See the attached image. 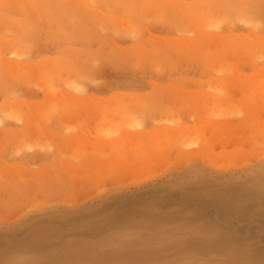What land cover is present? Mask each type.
Returning a JSON list of instances; mask_svg holds the SVG:
<instances>
[{
  "label": "rangeland",
  "instance_id": "1",
  "mask_svg": "<svg viewBox=\"0 0 264 264\" xmlns=\"http://www.w3.org/2000/svg\"><path fill=\"white\" fill-rule=\"evenodd\" d=\"M18 1L0 0V264L102 239L70 264H264V0ZM142 234L167 247L112 261Z\"/></svg>",
  "mask_w": 264,
  "mask_h": 264
},
{
  "label": "bare ground",
  "instance_id": "2",
  "mask_svg": "<svg viewBox=\"0 0 264 264\" xmlns=\"http://www.w3.org/2000/svg\"><path fill=\"white\" fill-rule=\"evenodd\" d=\"M160 1H162V0H160ZM17 2H19L18 0H17ZM56 2V1H55ZM122 3H123V1H121ZM63 3V2H62ZM116 3V2H115ZM117 3H119V2H117ZM121 3V4H122ZM159 3V2H158ZM24 3H22V4H20V5H23ZM40 4V3H39ZM38 4V5H39ZM42 4V3H41ZM120 4V3H119ZM119 5V6H122L123 8L126 6H124V3L122 4V5ZM54 5V4H53ZM118 5V4H117ZM129 5V4H128ZM133 5H135V3H134V1H133ZM166 5V4H165ZM25 6V5H24ZM34 6V5H33ZM36 6V5H35ZM55 6V5H54ZM58 6H60L59 4H58ZM72 6H74V5H72ZM132 5H130V7H131ZM47 7V6H46ZM53 7V6H52ZM52 7H50L51 9H52ZM75 7V6H74ZM127 7V6H126ZM165 7H167V6H165ZM172 7V6H171ZM174 8H175V6H173ZM177 7H178V5H177ZM180 7H184V6H181L180 5ZM179 7V8H180ZM75 8H77V7H75ZM132 9L131 10H133V7H131ZM158 8V7H157ZM201 8V7H200ZM37 9H39V8H37ZM41 9V8H40ZM130 9V8H129ZM140 9V8H139ZM168 9H169V7H168ZM202 9V8H201ZM23 10H24V8H23ZM140 10H142V9H140ZM145 10H147V9H145ZM159 10V9H158ZM157 10V11H158ZM163 10H164V7H163ZM170 10V9H169ZM182 10H185V9H182ZM36 11V10H35ZM40 11V10H39ZM39 11H37L38 12V14H39ZM45 11V10H44ZM155 12V13H158V12ZM47 12V11H46ZM57 12V11H56ZM41 13V12H40ZM51 13V12H50ZM53 13H54V11H53ZM134 13H137V12H134ZM160 13V12H159ZM166 13H168V11L166 12ZM257 13V12H256ZM138 14V13H137ZM46 15H48V13L46 14ZM53 15V14H52ZM65 15H68L67 13L65 14ZM135 15V14H134ZM176 15V14H175ZM179 15V12L177 13V16ZM199 15V14H198ZM257 15V14H256ZM37 16H39V15H37ZM41 16H42V14H41ZM47 17V16H46ZM45 17V18H46ZM49 17H51V16H49ZM49 17H48V19H49ZM54 17V16H53ZM141 17V16H140ZM183 17V16H182ZM195 18H199V17H197L196 15L194 16ZM177 18V17H176ZM180 18V17H179ZM5 19V18H4ZM54 19H55V17H54ZM182 19V18H181ZM179 20V19H178ZM183 20H186L185 18L183 19ZM187 20H188V23L189 24H192V23H190V22H195L196 23V20L194 21V19H190V22H189V19L187 18ZM6 21V20H5ZM248 21V20H247ZM179 22V21H178ZM198 22V21H197ZM4 23H6V22H4ZM54 24H55V20H54V22H53ZM193 24V25H196V24H198V23H196V24ZM4 25H8V21H7V23L6 24H4ZM52 26V25H51ZM198 26V25H197ZM199 26H201V23H200V25ZM27 29H29V27L27 28ZM232 46H234V47H237V46H239V44L238 43H233L232 44ZM16 54H19L20 55V53H17V50H16ZM13 67L14 66H12V67H10V72H12V73H9V74H13L14 73V75H16V76H18L19 74L18 73H21V75L23 76V75H26L27 76V71L24 69V74L21 72V70L20 69H17V67L15 66L14 68H16V69H14L13 71H11L12 69H13ZM18 70H20V71H18ZM7 71V69L5 70V72ZM44 71V70H43ZM16 72H18V73H16ZM7 74V73H6ZM43 76V75H42ZM43 79H45V77H43ZM78 89V88H77ZM152 154V153H151ZM148 156V155H147ZM152 157V156H151ZM150 157V158H151ZM156 157V156H155ZM149 158V157H148ZM147 159V158H146ZM227 165V164H226ZM226 168V167H225ZM217 169V168H216ZM230 169V168H229ZM147 178V177H146ZM138 180V179H137ZM218 181V180H217ZM216 182V181H215ZM125 186V185H124ZM204 187H206V186H204ZM198 188V187H197ZM206 189V188H205ZM190 190V189H189ZM200 191V190H199ZM192 195H198L197 193H193V194H191V196ZM224 197V196H223ZM188 198H192V197H188ZM222 198V197H221ZM70 202V201H69ZM75 203V202H74ZM127 206V205H126ZM132 211H133V209H132ZM132 211H130L129 212V214H128V218H127V220L126 221H133V218H131L132 216H135V213H134V211L132 212ZM111 212V211H110ZM174 216H176V215H174ZM107 219V218H106ZM197 220V219H196ZM122 221V220H121ZM146 221V220H145ZM111 222H114V223H118V222H120V219H115V220H112V221H110V223ZM147 226V225H146ZM52 228V227H51ZM99 228V227H98ZM177 233V232H176ZM46 234V236L48 237H51V236H53L54 235V233H48V232H46L45 233ZM143 235V237H142V239L141 240H135V241H133V243H131V242H129L128 240H120V241H117V245L114 247V248H112L111 249V253H113L114 254V256H113V259H112V261L114 262V263H118V262H125V263H141V262H143V261H145L146 259H149V258H151L152 256H154V255H156L157 253H159V252H161L162 250H164L166 247H167V243H166V245H164L161 249H159V250H152V249H150V248H148V246L147 245H149L150 243H152L153 241L152 240H155V238L157 239L159 236H161V235H151V236H149V235H146V234H142ZM193 237L194 236H190V238H188V240H190V241H188L189 242V245L190 246H196V247H199V248H201V249H204L205 247H207V245H213L215 242H211V243H206V242H204V241H197V240H193ZM16 239V238H15ZM14 239V240H15ZM42 239V238H41ZM40 242V241H39ZM103 242H107V244L108 243H112V242H114V241H111V240H109V239H102V240H98V241H94V242H84V243H77V244H73L72 245V247H71V249L70 250H68V251H66L64 254L63 253H59V255H56V256H53V257H47V258H49V259H52L55 263H57V264H70V263H78L79 261H82V259H85L86 258V256H88V255H90L91 253H93V254H95V252H93L96 248H97V246L99 245V244H101V243H103ZM162 242V241H161ZM181 242H186V241H180V240H178V241H176L174 244H181ZM187 242V243H188ZM141 243H143V244H141ZM131 245H133V246H131ZM137 245H144L145 247L144 248H141V249H139V248H136V247H134V246H137ZM106 258V256H100L98 259H105ZM5 260H6V262H5V264H29L28 262H25V261H21V259H20V257H9V256H6L5 258H4ZM107 259V258H106ZM46 260V259H45ZM55 263H52V264H55Z\"/></svg>",
  "mask_w": 264,
  "mask_h": 264
}]
</instances>
